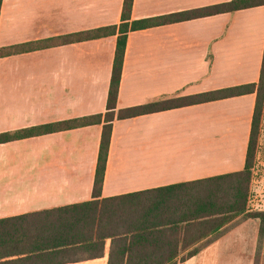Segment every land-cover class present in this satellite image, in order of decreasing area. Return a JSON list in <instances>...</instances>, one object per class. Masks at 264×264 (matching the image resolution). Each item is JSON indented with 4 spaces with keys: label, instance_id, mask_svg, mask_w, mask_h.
<instances>
[{
    "label": "crops",
    "instance_id": "obj_1",
    "mask_svg": "<svg viewBox=\"0 0 264 264\" xmlns=\"http://www.w3.org/2000/svg\"><path fill=\"white\" fill-rule=\"evenodd\" d=\"M230 0H133L132 20ZM124 0H3L0 48L119 25ZM117 37L0 58V134L104 114ZM264 6L130 32L117 110L164 97L259 84ZM256 93L115 120L101 199L186 184L245 169ZM102 125L0 144V220L94 199ZM257 189V190H255ZM254 207L261 191L252 185ZM163 259L230 264L255 259L259 222L165 228ZM184 243L191 247L182 248ZM193 257L187 253L203 246ZM178 247V248H177ZM177 248V249H176ZM102 255L62 264H108Z\"/></svg>",
    "mask_w": 264,
    "mask_h": 264
},
{
    "label": "trees",
    "instance_id": "obj_2",
    "mask_svg": "<svg viewBox=\"0 0 264 264\" xmlns=\"http://www.w3.org/2000/svg\"><path fill=\"white\" fill-rule=\"evenodd\" d=\"M2 1L0 0V12ZM264 6V0H230L222 4L164 16L132 20L133 0H124L119 25L68 34L49 40L0 48V58L110 36L117 37L106 112L0 134V144L63 130L102 125L94 199L0 220V264H62L102 255L105 241L112 239L108 264H186L163 259L158 243L171 242L167 227L180 224L226 226L234 219H255L259 233L253 264H264V209L252 210L250 198L260 117L264 107V58L259 84L251 83L192 96L164 97L156 102L117 110L125 50L130 32L233 13ZM256 93V104L245 169L153 190L101 199V189L115 120L168 111L201 103ZM184 243L183 249L190 246ZM203 246L187 253L197 255ZM178 248V247H177ZM176 248V249H177Z\"/></svg>",
    "mask_w": 264,
    "mask_h": 264
},
{
    "label": "rangeland",
    "instance_id": "obj_3",
    "mask_svg": "<svg viewBox=\"0 0 264 264\" xmlns=\"http://www.w3.org/2000/svg\"><path fill=\"white\" fill-rule=\"evenodd\" d=\"M253 169L252 185L258 187L261 191V203L257 208L264 209V107L260 117L259 134L256 145V157ZM257 190V189H255ZM257 195L254 191V195ZM255 195V196H256ZM230 264H253V261L230 262Z\"/></svg>",
    "mask_w": 264,
    "mask_h": 264
},
{
    "label": "built area",
    "instance_id": "obj_4",
    "mask_svg": "<svg viewBox=\"0 0 264 264\" xmlns=\"http://www.w3.org/2000/svg\"><path fill=\"white\" fill-rule=\"evenodd\" d=\"M255 197H256V196L254 195L253 190H251L250 208H251L252 210L260 209V208L254 207L255 205L253 204V202H254V198H255Z\"/></svg>",
    "mask_w": 264,
    "mask_h": 264
}]
</instances>
